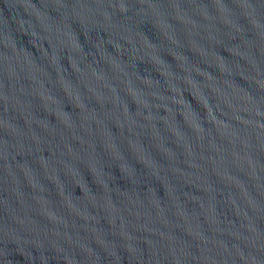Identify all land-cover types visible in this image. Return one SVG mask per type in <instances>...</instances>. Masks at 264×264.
I'll list each match as a JSON object with an SVG mask.
<instances>
[{
	"label": "water",
	"instance_id": "water-1",
	"mask_svg": "<svg viewBox=\"0 0 264 264\" xmlns=\"http://www.w3.org/2000/svg\"><path fill=\"white\" fill-rule=\"evenodd\" d=\"M0 264H264V0H0Z\"/></svg>",
	"mask_w": 264,
	"mask_h": 264
}]
</instances>
